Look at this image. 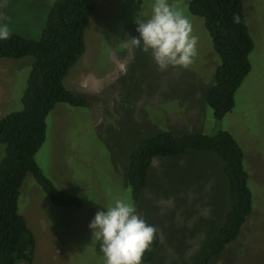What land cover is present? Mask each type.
<instances>
[{"label":"rangeland","instance_id":"rangeland-1","mask_svg":"<svg viewBox=\"0 0 264 264\" xmlns=\"http://www.w3.org/2000/svg\"><path fill=\"white\" fill-rule=\"evenodd\" d=\"M53 1L0 0V19L11 33L39 38ZM190 1L169 3L189 18L197 55L187 67L161 70L150 54L124 44L138 36L134 19L138 13L150 16L154 0H99L86 29V51L65 78L85 104L56 105L36 154L44 174L82 203L55 205L28 174L19 210L36 237L31 264H105L88 224L116 199L132 202L159 234L154 260L143 264H202L232 207L220 156L189 149L154 157L138 200L129 183L130 161L139 144L159 132L213 134L221 129L244 149L254 210L238 238L208 264H264V0H243L255 42L252 69L236 92L233 110L220 120L207 101L219 57L204 19L190 11ZM33 61L32 56L0 58V118L23 108ZM1 150L5 153L0 143Z\"/></svg>","mask_w":264,"mask_h":264},{"label":"trees","instance_id":"trees-1","mask_svg":"<svg viewBox=\"0 0 264 264\" xmlns=\"http://www.w3.org/2000/svg\"><path fill=\"white\" fill-rule=\"evenodd\" d=\"M99 0H54L47 11L39 38L12 33L0 41V58L34 57L23 94V108L0 118V264H31L36 237L19 210L21 188L33 174L50 200L58 206H78L81 197L57 187L44 174L36 154L47 138L48 117L58 103L84 105L85 99L65 84L70 69L86 51V29ZM190 11L205 21L219 57L215 82L207 101L216 119L224 118L235 106L236 92L252 69L250 55L254 38L246 22L243 0H191ZM189 149L214 151L224 163L229 178L232 207L218 234L212 239L202 264L235 241L252 214L253 191L245 152L228 130L176 135L162 131L144 139L132 152L129 183L135 200L147 184L148 169L156 156L179 155ZM159 234L143 252L141 264L154 260Z\"/></svg>","mask_w":264,"mask_h":264},{"label":"clouds","instance_id":"clouds-1","mask_svg":"<svg viewBox=\"0 0 264 264\" xmlns=\"http://www.w3.org/2000/svg\"><path fill=\"white\" fill-rule=\"evenodd\" d=\"M134 23L138 36L125 40V47L150 54L161 70L187 67L193 62L198 38L189 18L169 0H154L151 15L138 13ZM11 34L9 25L0 19V41L9 39ZM88 227L99 243L105 264H141L142 253L156 231L132 202L121 199L98 210Z\"/></svg>","mask_w":264,"mask_h":264}]
</instances>
